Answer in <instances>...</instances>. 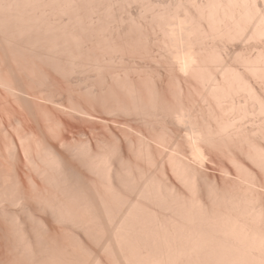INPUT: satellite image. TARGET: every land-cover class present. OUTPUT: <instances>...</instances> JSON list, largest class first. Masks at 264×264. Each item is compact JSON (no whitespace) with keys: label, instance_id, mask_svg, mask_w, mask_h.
<instances>
[{"label":"bare ground","instance_id":"6f19581e","mask_svg":"<svg viewBox=\"0 0 264 264\" xmlns=\"http://www.w3.org/2000/svg\"><path fill=\"white\" fill-rule=\"evenodd\" d=\"M100 1L101 6L104 7V11L99 5ZM109 1L110 0H0V89L3 90L2 92L6 93V95H11L13 97L12 99H14L12 100L13 102H11L15 105L17 104L19 106L18 110L21 109L22 111L19 112L12 106L11 113L9 111V116L11 115L8 118L9 122L7 121V123L4 124L6 130L11 128L15 131V129H17V126H20L21 128H19L21 129V131L20 134L17 133L19 136L18 142H20V146L9 138L11 142H9L10 145L7 144L9 145L8 149L6 147V149L8 150L6 166L1 163L0 160V264H105L106 262L103 263L102 260L97 258L101 255H97L93 260L91 259L94 252H90V244H96L98 245V247L100 246L101 253L103 252L106 254V256L108 255V257H111L113 261H111V263L114 264H264V185H262V179H259V173L264 174V0H200L201 3H198V0H179V5H176V1L174 2L175 8L177 7L175 11L173 9L174 5H172L171 3L172 1L169 0L171 6L169 4L168 5L169 7H172V9L166 6L168 9L166 11L160 9L158 11L159 14L155 13L157 12V10L155 12L153 11V14H157L155 15L156 18L154 17V15H152V13L150 14L151 17L153 16L152 18L154 20L151 18L154 21L153 23L150 21V18V20H146L147 17L144 18L143 16H141H145L147 13H141L139 17L140 20H142L143 17V20L145 19L146 21H150L149 24L151 29L154 28L151 27V23H155L156 26L153 25L155 26V29L160 28L159 31H163L164 34L162 33L160 35H163V43H166V47L164 45L165 49H168V53L171 57L172 55L173 58L176 56L180 62L179 64H175V61L178 62V60H176V57L175 60L172 58V63L174 61V68L177 65H181L182 60H180V58L183 57L182 55H184L185 58L183 57V63L181 65L182 67L179 66L182 68L180 69V71L183 70V68H186V66L188 67L190 65V68L188 67L187 69H191V72H187L191 73L205 85L204 88H202L205 91L202 99H205V103L210 102L211 105H209L208 107V103H206V110L208 109V113H206L208 114V118L206 116L207 114H203L205 112L202 113L200 111V113L203 114L200 115L206 117V120L203 119V123L200 126L198 125L201 129L197 127L198 129H200V131H197V128L193 131L194 127H196L197 125L191 124L188 121V124L190 123L191 125H193H188L190 128H193L191 130L193 132H197H195V135L198 134L197 136H195L193 132L191 134V131L189 129L190 134L195 136L192 137L191 135H189V137L191 136L192 140L193 138L197 140L193 141L194 143L201 142L205 144L204 146H206L207 144L206 147L213 146L212 148H210L211 152V149L216 150L217 147L218 149L220 148L221 151L225 150L227 156H224V153V157H221H223V159L229 157L227 158V160L230 159L228 163H230L231 161L232 164H230L233 165V169H235L236 167V176L238 175V172L240 174V177H238V180H241L240 184H245V187L243 186L244 189L242 188V186L241 189L239 185H237V182L236 184L234 183V180H236L234 176V180H232V182L230 181L233 186L235 184L234 187H231L230 185L229 188L225 187V189L223 186L224 184L222 186H219V184L217 185V177H214L215 179H213L215 182L210 181L212 182V184L209 182L211 184L210 186L208 183L205 184L204 181L203 184L201 181L203 180L201 174L203 172L204 176V171L207 170H203L204 167L202 165L205 164L204 162H208L209 158L208 156H204L205 151L201 152V147H199L196 152L198 157L195 153V158H197V160L194 161V163L197 162L195 163V165L197 166L198 164H201L200 166L203 169H200L199 171H203L200 173H198V171H196L195 169L193 170L192 168L194 167L191 168L190 164L193 161L188 160L187 162V160H185L187 156L185 155V159L181 155L183 158L181 157L180 159L182 160H177V158H175L176 160L174 161L171 160V157L169 160L167 159L168 163H171V165H168L171 166L170 168L172 170H169L171 171V173L173 172L174 175H172L174 177L176 176L175 178L178 177L177 179L182 182V185L185 186L186 191L187 188L189 189V197L186 196L183 192L182 193L185 196L180 193V189L178 190L177 187H175L174 184H172L171 181L167 179V176H165V182L167 183L162 180H156L152 178L144 179L145 177L142 178L143 175L140 176L138 175L139 173H135L138 170L133 172V169L132 171H125V176H121L122 174H120L121 171L118 167H120L125 162L126 155L124 156V153H126L127 150V146H125L122 141L116 142V144L118 143L117 146L115 145L116 147L112 146L113 148L111 147V149H109L107 152L103 151L102 153H97L90 144V146L88 147L80 146L81 148L70 146L68 136L83 132L84 125L87 123H91L92 119H102L101 123H108L107 126H109L110 122L104 117L96 115L97 110L99 109H94L92 111L85 107L80 108V106H78L79 104H76V101H74V103L73 100L71 101V99H68V93L70 92H68L67 90H64L66 94L62 95V93L64 92L62 88H55L54 90L56 91L48 89L46 83L44 82V80L46 79L44 76L46 75L48 79L51 73L49 71H45L48 70V68L46 69V66H48L49 69L52 68L53 71L55 70L56 73H60L61 75H64V73H73L76 67L80 70V68L83 69L85 66H87L86 62L80 59H82V57H85L86 51L94 49L93 47L95 44L94 42L92 43L93 38L91 36L94 35L95 40L97 35L93 34L94 31L100 33L99 31L103 29H99V27H102L101 24L105 23L106 21L103 22V19H101L99 16H105L107 14L106 12H108L109 14L110 10L106 11L105 8L109 5ZM112 1L118 3V1L120 0ZM102 2L109 3H106L105 5L107 6H105ZM130 2H132V0ZM134 2H136V0ZM121 3L123 2L121 1ZM121 3L119 4L121 5L119 8H121L123 5ZM182 3H186V5L188 4L187 6H191L189 5V3L194 4L195 11H193V9L192 11L195 13H189L187 15L188 20L186 19V26H188L187 30L190 32V37L192 35L194 36H192L193 38H191L194 42H196L194 44L204 46L200 48V51L195 50L198 53H194L195 55L197 54V58H195L194 56V60L191 59L193 57L190 58L191 55L193 56V54L190 53L192 52V50L190 51V48L192 49L191 45L189 49L186 48L189 46L185 47L187 52L188 50L190 51L189 54H183V51L180 50H183V47L185 45H183V47L181 46L182 43L185 44L184 42H182L179 47L180 51L177 49V46L175 48L176 39L173 36H176L177 34L175 33L181 30V34L183 36L179 34V40H177L180 41L181 37H185V33L183 34L182 29L187 28L183 24V22L179 21V24L176 23L173 19L176 18L174 16L177 15L176 11L179 9L178 11L180 13V11H182L180 10L182 8V5L185 6V4ZM97 4L98 8L95 9L94 7H97ZM112 5L114 7L119 6L114 2ZM153 5L155 6V4ZM156 5L159 4L157 3ZM110 6H108V9L113 7ZM187 6L182 9L186 10ZM146 7H148V5ZM194 7L192 6V8ZM113 9H111V12H113ZM92 10H97L98 13H94L97 11L92 12ZM190 10L191 7L190 9L186 10V13ZM89 11L96 15L100 14L99 11H101L102 15L100 14L98 16L101 19L100 26L98 25L100 22L96 24V27L94 26L95 23H97V21L100 19L97 17L98 20L94 22L93 20L96 17L94 18L95 15L91 14ZM87 13H89V16L90 14L93 16L94 19H90L93 22H90L88 18L87 20L89 21V24L91 23V25L92 23H94L93 26L95 29L90 27L88 21L85 19L86 16L89 17ZM118 13L120 12L118 11ZM121 15L123 14L121 13ZM177 16L179 17V14ZM182 18L179 19L182 20ZM65 19L67 21H65ZM111 20L113 21L112 18ZM115 20L113 21V23L115 22ZM131 20L133 21L132 18ZM138 21H133V23H130L135 24V27L133 26V28H135L136 30H133L135 33L138 32V26H140L141 24L139 23L141 21ZM173 21L175 22V26H173ZM176 21L178 22V19ZM135 22L139 23L138 26H136L137 24ZM176 24H178L179 27ZM181 24L183 25V28L180 27ZM119 26L121 27V30H123L122 28L124 27H122L121 25ZM131 28L132 25H130V29ZM172 28H174V30ZM175 28L177 31L175 30ZM97 29H99V31ZM116 29L120 30V28ZM116 29L114 28L115 31ZM155 29H153L151 32H153ZM124 31L126 32V30H123L121 33L117 32L118 34L116 33V35H119L120 37V35L122 36ZM155 31L157 32L158 30L156 29ZM156 32L155 35L158 34V32ZM126 33L129 34L128 31ZM126 33H124L123 36ZM129 35L130 37H132L131 33ZM130 37L127 38L128 42L129 40H131ZM172 39H175L174 43H171ZM242 39L261 42L260 49L254 57L248 55L244 57L241 56L240 59H242L241 63H243L242 66H244V72L233 69L229 64L227 65L226 59H228V56H225L226 59L223 60V55L225 54V52L223 54V51L221 50H226L224 45V49L222 46L216 48H208V43L211 41L220 42V44H228V42L229 44L230 42L231 44H233L234 42L236 43L237 40ZM184 40L186 39L184 38L183 41ZM14 41L15 43H12ZM124 41L127 42L126 40ZM149 41L151 42V40ZM187 41L188 42H186V45L192 44L191 41V43H189V38L187 39ZM91 43L93 45H91ZM247 44L249 45V43ZM254 44L256 43L254 42L253 45ZM122 46H119L116 43L103 47L104 49L106 48V51H120V53H122ZM225 46L227 45L225 44ZM255 46L257 47L258 45ZM11 47L12 49H10ZM174 49H177V51L180 53L182 52V55L178 52L175 53L176 51ZM173 50L176 54L175 56L174 54L170 53V51L173 53ZM249 50L251 52V49ZM123 51L125 50L123 49ZM177 54L181 57L179 58ZM187 55H189L188 58H190L191 60L186 59ZM88 56L89 55H87V57ZM31 57H33V60L31 59ZM34 59H36V63ZM185 59L188 61H185ZM64 62L65 64H63ZM66 63H68V66L66 65ZM223 63L226 65L221 66ZM62 65L65 67V69L64 67H62ZM216 65H218V67L213 69ZM43 66L45 70L43 69ZM98 66L99 65H97L96 67ZM36 68H39V70L41 71L40 73L38 69L36 70L38 74L40 73V80H38L40 81V86L37 84V87L39 88H37L36 86L35 88H33V83L35 84L36 82L33 81V78L36 79L35 76H39L38 74H35ZM109 68L110 67H108V69ZM176 68L174 70L177 71ZM218 68H222V70H219ZM76 70L78 71V69ZM183 71H181V74L184 73L183 75L187 77V74L189 73L185 75L186 70ZM94 72L96 71L94 70ZM93 74L94 73H92V75ZM97 75H99V71ZM54 76L51 74V77ZM94 79L95 78L93 77V80ZM113 84L109 85V87H114ZM102 85L104 84L102 83ZM131 86L132 88H129V86H127L128 88H126V86H120L119 88L118 86L119 89H124V91H126V94L128 92L131 93V97L134 96V102H132L133 108L127 106V104L125 102L123 103V101H119L120 103L117 101L119 103V106H114H116V108L118 107L117 109H119L120 112H137L139 116L146 119L147 115L149 118H154L155 116L158 117V114H160L158 112L165 111V109L163 110L158 106V104L161 103H157L156 105V101L154 99H147L145 100L146 102L142 101V96L140 95L139 91L134 89L133 85ZM113 87L111 89H113ZM36 88L39 90H36ZM88 88L89 87H87V89ZM98 89L99 90L97 91L92 90L90 92L92 95L90 97L97 98L98 101L96 102H101V104L104 103L103 105H105L106 103L104 100H107V98L110 101L112 100V97L110 96V99V97L108 96L111 95L114 90L112 91L108 87L107 89L104 88L105 92L108 90L106 95L105 93H103L104 89ZM109 90H111L112 92H110ZM88 91L89 90H87V93H89ZM154 91H157L156 88ZM148 92L150 91L148 90ZM152 92L153 91H151V93ZM243 93H246V96L242 95ZM71 94L73 95V93ZM71 94L70 96H72ZM104 94L106 95L104 96L106 99L103 98V100L102 97ZM155 94L156 92H154V96H156ZM241 95L243 96L241 97L243 98V101L245 97V104L243 103V106L239 103V99L240 101L242 99L238 98V96ZM62 96H64L63 98L66 97L65 100L67 99V102L68 100L70 102H73L70 103L71 106L66 105L67 103L64 102ZM128 96L129 95H127V97ZM98 97H100L101 99H98ZM131 97L130 99L132 100L133 98ZM149 97L153 98L152 96ZM157 97H159L160 99V96ZM236 97L238 98V107L236 106ZM112 102H114V100ZM48 104H51V107H53L54 109H51ZM248 107H250L251 111ZM94 108H97V106H95ZM131 108L133 109V112ZM52 110H56V112L58 113H55L57 118L55 119L57 121L53 125H51L52 123L50 122L51 124L49 125L48 123H45V121L41 120L40 117L45 116V113L48 114V112H54ZM236 111L238 112L235 115ZM109 112H111L110 109ZM180 112L182 113V115H184V117L181 115V113L178 114L177 112L176 114L175 112H171L170 110L167 117L172 119V122L177 124V121H179L178 124H181V118L179 117L182 116V119H184L185 117L189 118L190 116H185V113L189 111L185 112L184 114L182 110ZM191 112H193V110ZM118 113L119 112H117V114ZM142 115H144L145 117ZM149 115L152 116L150 117ZM175 115H179V117H175ZM113 116L114 115H112V118ZM195 116L197 117L198 115ZM78 117H80L81 119ZM173 117L176 118L175 121ZM250 117L252 119L254 118L253 122H255V119H257V123H252V119ZM196 120L198 119H195V121ZM247 120L251 121L248 122ZM185 121L183 120L182 124ZM149 122L153 123L148 119L147 123L149 124ZM246 122L249 126L252 124L253 125L250 128L246 127L248 126ZM122 124H120L119 126H122ZM153 124L155 125V123ZM164 124L166 125L167 123ZM115 125L117 126L118 123ZM152 125L149 124L150 127ZM185 126L186 125H184L183 128H185ZM152 128H154V126ZM187 129L188 128H186V131ZM129 130L131 129L129 128ZM18 131L19 129H17V132ZM189 132L183 134H189ZM199 132H201L200 135ZM48 133L52 134V138L48 135ZM173 133L177 134L178 131ZM176 134H172V136L175 138L174 135ZM163 135L161 136V138L159 136V138L161 139L159 140L161 141V146L160 144L157 146L162 147L165 150L167 147L169 148V146L167 145L171 143L172 140L170 142L169 140L173 138L169 137V140H166L168 134ZM124 137L123 139L125 140ZM157 137H152V139L154 138L153 140L157 141L159 139ZM162 137H165L164 140ZM188 138H185L187 144L189 142H192ZM187 139L189 141H187ZM165 140L168 141V144ZM148 141L150 140H147V142ZM174 141L175 140H173V142ZM147 142L146 146H149V143L151 141L149 143ZM141 144H143V142ZM154 144L156 145L157 143ZM2 145H4V143H2ZM33 145H35V147ZM173 145L175 144L173 143ZM191 145L192 144H188L187 147H190ZM199 145L201 146V144ZM175 147L173 146V148ZM209 147L207 148V150L209 149ZM218 149L217 152L219 151V155H222L223 151L220 152V150ZM140 151L141 149L138 150V152ZM237 152L240 154L239 157L235 154ZM199 154L202 156H200ZM207 154L209 155V153ZM149 155L150 152L148 149L146 156L150 157ZM177 155L178 154H176V156ZM1 156L2 154H0V159ZM170 156L172 155L170 154ZM204 158H207V160ZM193 159L194 158H191V160ZM198 161H200L201 163ZM146 162H148L147 158ZM212 165L213 162L211 166ZM134 166H136V163ZM82 167H85L92 176H95L96 178L98 177L100 179L102 183L97 182V186H99L100 183L102 185H100L102 188L95 187V181L91 179V176L89 180L92 183H89L91 184L89 186H92V189L86 188L88 190H85V187H83L82 185V181L86 179V175L84 172H82ZM221 169L222 173L225 172L223 176H225L226 174L231 175V173L228 172L229 170L227 171L225 167V171L223 170V167ZM33 172L37 175V177L41 179V181L32 176ZM147 174L149 173L147 172ZM151 174L153 173L151 172ZM160 174H162V172ZM262 174L261 176H263ZM227 175L225 178L227 179L228 177V180H231L232 177L231 179H229V175ZM201 177L202 179H200ZM262 178H264V176ZM207 180L209 181L210 179ZM226 182L228 181L226 180ZM42 183L46 184V186ZM119 183L123 185L122 188H124L125 190L129 189L130 193L132 192L134 196L136 195L137 199L133 196V200H128L124 195L125 193H123V191L125 190L118 186ZM202 184L203 188L208 185L207 189L206 187L204 188L205 191H203L202 189ZM89 190L91 191V193L88 192ZM133 192H135V194ZM204 192L207 193L204 194ZM186 193H188V191ZM75 230L80 231L81 236L79 234H75ZM67 231L69 233L72 231L73 233L67 234ZM64 233L66 236L64 235ZM67 235H73V240L71 241L69 246L67 243L69 242L68 240L71 236L67 237ZM64 242H66V245ZM65 246H67V248Z\"/></svg>","mask_w":264,"mask_h":264},{"label":"rangeland","instance_id":"374dc122","mask_svg":"<svg viewBox=\"0 0 264 264\" xmlns=\"http://www.w3.org/2000/svg\"><path fill=\"white\" fill-rule=\"evenodd\" d=\"M106 1V0H105ZM112 0H110L109 2H102V3H104V5L106 4V3H109V5L108 6H113L112 4H113V2L115 3V4H117V5H119L120 3H121V1L123 2V3H121V4H123L122 5V7H124L125 5V7L124 8H119L121 5H119V6H117V7H114V9H113V7L112 8H110V9H108V6L107 5H105V6H107V7H105L106 8V11H109L110 10V12H109V14H108V12H106L107 14V16L105 15V14H103V15H105V16H103V17H105V18H103L102 16H99L100 14H101V11H99V13L100 14H93V13H91V11H89L91 14H93V15H95L94 16V18H93V16L90 14V16H89V13H87L88 14V16L89 17H87L86 15V20H87V18H88V20L91 22L93 19V21L95 22V21H97L98 19H97V17L99 16L101 19H103L102 21L103 22H105V23H103V24H101V19L100 20H98L97 21V23H95V27L97 26L96 24H98L99 22V26H100V24L102 25V27H99V29H101V28H103V29H101L100 31H99V29H97L100 33H98L97 31H94V33L93 34H95V35H97V37H96V39L94 40V38H95V36L94 35H92L91 37L93 38V40H92V43L94 42V49L91 51H86L85 52V57H82V59H80V60H83V61H85L86 62V64H87V66H85L83 69H81L80 68V70H79V68H75V71L74 72H76L77 70L76 69H78V71L76 72V73H68V74H65L64 73V75H61L60 73H56L55 72V70L53 71V69L51 68V69H49V67L48 66H46V69L48 68V70H45L44 69V66H43V69L45 70V71H49L53 76H54V73H55V76L54 77H51V74H50V80H49V78L47 79V77H46V75L44 76L46 79L44 80V82L46 83V85H47V88L48 89H50V90H52V91H56V90H54L55 88L56 89H60V88H62L63 89V91L64 90H67L68 92H70V93H68V99H71V101L73 100V102L74 101H76V104L78 105V106H80V108H82V107H85V108H88V109H90V110H94V109H99V110H97V113H96V115H98V116H102V117H104L106 120H108L110 123H109V126H107L108 125V123L106 124V123H101V121H102V119H98V120H93L92 119V121H91V123H87V124H85L84 125V127H83V132H81V133H75V135H69L68 137H69V142H70V146H72V147H77V148H81V147H88V146H90L91 145V147H93V149L97 152V153H102L103 151L104 152H107L109 149H111V147L113 146V147H116L117 145H118V143L116 144V142H119V141H122L123 143H124V145L125 146H127V150H126V153H124V156L126 155V158H125V162L120 166V167H118V168H120V171H121V173L120 174H122L121 176H125L124 175V173H125V171H128V170H130V171H132V169H133V172H135V171H137V172H135L136 174H138V175H143L142 176V178H144V179H147V178H152V179H156V180H162V181H166V177L165 176H167V179L169 180V181H171V183L172 184H174V186L175 187H177V189L180 191V193H184L186 196H190L189 194V189L187 188V191H188V193H186L187 191H186V188H185V186L184 185H182V182H180V180H178L177 178H175L173 175V172L171 173V171L169 170V169H171L170 167V165H171V163H168V160L170 159V157H171V160H176L175 158H177V160L178 159H180L182 156L184 157V159H185V156H187V158L185 159V160H187V162H188V160H190V161H193V162H191V164H190V166H191V168L192 167H194V168H192L193 170L195 169L196 171H198V173H200V172H202L203 170H207V171H204V176H203V172H202V177H203V180H201L202 181V183L204 184V182H205V184H209V186L212 184V182L214 181L213 179H215L216 177H217V185L219 184V186H222L223 184V186H224V188L226 187H230V185H231V187H234L235 186V184H236V182H237V185H239V187L241 188V186H242V188L244 189V187H245V184H243V183H241L240 184V181L241 180H238V177H240L239 175V172H238V175L236 176V174H237V170H235L236 169V167H235V169H233L234 167H232L233 165H231L232 163H231V161H230V163H228V161L230 160V159H228L227 160V158H229V157H227V158H224V159H226V160H224L223 159V157L224 156H227V153H225L226 151L224 150H222L221 151V149L219 148L218 149V147H217V149L218 150H220V152H222L223 154L222 155H219V151L217 152V149L216 150H213V149H211L212 150V152L210 151V148H212L213 146H208L209 147V149L207 150V148L208 147H206L207 146V144H206V146H204L205 144H203V143H201V142H193V141H197L196 139H194L193 138V140H192V137H195V136H197L198 134H196L195 135V132H193L197 127H199L202 123H203V121L204 120H206L205 118V116H201V115H206L207 113H208V109L206 110V108H207V105H206V103H208V107H209V105H210V102H206L205 103V99H202L203 98V95L205 94V91H204V89H202V88H204V84L200 81V80H198L196 77H194L191 73H189V72H187V71H190L191 72V69L190 70H188L187 68L189 67L190 68V65L187 67L186 66V68H183V70H186V73H185V75L187 74V73H189V74H187V77L186 76H184L183 74H181V71H183V70H181L180 71V69H182L181 67V65H182V63H183V57H184V55H182L180 52H178L177 51V49L179 50V47H180V45H181V43L182 42H184L185 44H183L182 43V46L181 47H183V45H185L184 47H183V50L182 49H180L181 51H183V54H189V52L192 50V52H190V53H192L193 54V56L191 55L190 56V58L191 57H193V58H191L192 60H194V56H195V58H197V54L195 55L194 53L196 52L195 50H199L200 51V48L201 47H204V46H201V45H196V44H194V43H196V42H194L193 41V39H191V38H193L192 36L190 37V32L187 30L188 29V26H186V22H187V15L189 14V13H191V14H194L195 12H193V11H195V7H194V4H190L189 3V5H191V6H187L186 5V3H188V2H186V3H182V4H185V6L184 5H182V8H185L186 6H187V8L188 9H190V7H191V10L189 11V12H187L186 13V10H188L187 8H186V10L184 9H180V10H182V11H180V13H179V9L176 11V14L178 15L179 14V17L177 16V15H174L176 18H173L174 19V21L176 22V23H179L180 24V22L179 21H181V22H183V24L187 27L186 29L184 28V29H182L183 27V25L181 24V26L180 27H182L181 29L183 30V34L185 33V37H181V36H183L181 33V30L180 31H178V32H176L177 30H176V28H175V30L176 31H174V32H176L175 34H177L176 36L174 35H172L175 39H176V41H175V39L172 41L171 40V43H174V41H175V43H176V45H175V48H176V46L178 47L175 51V53H179V54H181L183 57H181V56H179L178 54V57L180 58V60H182L181 62V65H177L175 68L177 69V71L176 70H174L175 68H174V61H173V63H172V60L174 59L175 60V53H174V50H173V53L170 51V53L171 54H174V58H173V55H172V57L170 56V54L168 53L169 51H168V49L166 50L165 49V47H166V43L164 44L163 42V40H164V38H163V35H160V34H162L163 33V31H159V29L160 28H156L158 31V34L157 35H155V23L154 24H152L154 21V19L151 17V13L154 11H156L157 10V12H155V13H158L159 14V10L160 9H162V10H167L168 8L167 7H169V5L171 6V3H172V5H174V2L176 1L177 3H176V5H179L178 4V2H179V0H170V1H172L171 3L169 2V0H147V2H146V0H136V2H134L133 0H132V2H130L131 0H120V1H118V3L117 2H115V1H112ZM159 1V2H158ZM130 2V3H129ZM138 2V3H137ZM112 3V4H111ZM142 3V4H141ZM150 3V4H149ZM161 4L160 6L159 5H156V4ZM197 3V2H196ZM198 3H201V1L200 0H198ZM131 4V5H130ZM153 4H155V6L152 5ZM169 4V5H168ZM99 5L101 6V1H100V3H99ZM103 5V4H102ZM127 5H128V7H127ZM133 5V6H132ZM148 5V7H146ZM260 5V4H259ZM99 6V7H100ZM110 6V7H111ZM151 6V7H150ZM159 8H158V7ZM165 6V7H164ZM167 6V7H166ZM192 6L194 7V8H192ZM102 7V6H101ZM131 9H130V8ZM162 7V8H161ZM95 9H97L98 8V4H97V7L95 6L94 7ZM93 8V9H94ZM117 8H118V10H117ZM134 8H135V10H134ZM146 8V9H145ZM156 8V9H155ZM166 8V9H165ZM169 8H171L172 9V7H169ZM177 8V7H176ZM175 5H174V7H173V9H174V11H175ZM99 9H101V8H99ZM98 9V10H99ZM108 9V10H107ZM111 9H113L112 11L113 12H111ZM138 9H140V10H138ZM192 9H193V11H192ZM102 10L104 11V7H102ZM123 10V11H122ZM127 10V11H126ZM145 10V11H144ZM150 10V11H149ZM161 10V11H162ZM94 11H97V10H94ZM93 10H92V12H94ZM102 11V12H103ZM118 11L120 12V13H118ZM122 11V12H121ZM130 11V12H129ZM142 11V12H141ZM148 11V12H147ZM116 12V13H115ZM124 12V13H123ZM140 12V13H139ZM153 12V13H154ZM178 12V13H177ZM186 14H185V13ZM193 12V13H192ZM94 13H98V11L97 12H94ZM104 13V12H103ZM121 13L123 14V15H121ZM126 13V14H125ZM127 13H129V14H127ZM141 13H147L145 16L144 15H141ZM152 13V15H154V17H155V15H157V14H153ZM183 13V14H182ZM113 16V17H116V18H113L111 15ZM119 14V15H118ZM135 14H136V16H135ZM102 15V14H101ZM111 16V17H109V16ZM116 15V16H115ZM121 15V16H120ZM125 15H126V17H125ZM129 17H128V16ZM140 15L141 16H143L144 18L145 17H147V19L146 20H148L149 18L151 19H149L152 23H151V27H154V28H150V24H149V22L150 21H146L145 19V21L143 20V17H142V20H140ZM149 15H150V17H149ZM181 15V16H180ZM184 15V16H183ZM185 15H186V18H185ZM131 16V17H130ZM133 16V17H132ZM135 16V17H134ZM91 17V18H90ZM120 17V18H119ZM184 19H183V18ZM111 18L113 19V21L115 20V22L113 23V21L111 20ZM117 18H118V22H117ZM123 18V19H122ZM128 18H129V20H128ZM131 18L133 19V21H141V22H139V23H141L140 24V26H138V24L139 23H136L137 25L136 26H138V32H139V34H138V32H134V31H136L135 30V28H133V26L135 25V24H130V23H133V21L131 20ZM156 18V17H155ZM179 18H182V20H180ZM90 19H92V20H90ZM178 19V22L176 21ZM187 19V20H186ZM87 20V21H88ZM121 20H122V22H121ZM186 20V21H185ZM65 21H67L66 19H65ZM85 21V20H84ZM89 21H88V24H89ZM92 21V22H93ZM109 21V22H108ZM132 21V22H131ZM173 21V26H175V22ZM86 22V21H85ZM87 23V22H86ZM113 23V24H112ZM121 23V24H120ZM93 24L94 23H92V25H91V23L89 24V26L90 27H92V28H94V26H93ZM114 24H115V27H114ZM125 24V25H124ZM106 25H108V26H106ZM119 25H121L122 27H124V28H126V29H124V28H122L123 30H126V32L128 31L129 32V34L131 33V36L132 37H130V35L129 34H127L125 31H124V33H126L125 35L127 36V38L128 37H130V39L131 40H129V42H128V39L126 38V36L124 35L123 36V34H122V36L120 35V37H119V35H116V33L117 32H122L123 30H121V27L119 26ZM127 25V26H126ZM130 25H132V31H131V29H130ZM148 25V26H147ZM153 25H155V26H153ZM178 27H179V25L178 24H176ZM104 26V27H103ZM112 26V27H111ZM126 26V27H125ZM129 26V27H128ZM145 26V27H144ZM172 26V27H173ZM184 26V27H185ZM111 27V28H110ZM135 27V26H134ZM148 27V28H147ZM109 28V29H108ZM114 28L116 29V28H120V30L119 29H116V31L114 30ZM137 28V27H136ZM95 29V28H94ZM111 29V30H110ZM127 29H129V30H127ZM150 29H151V31L153 30V29H155L153 32H151L150 31ZM173 30H174V28H172ZM113 30V31H112ZM117 30H119V31H117ZM134 30V31H133ZM179 30V29H178ZM115 31V32H114ZM149 31V32H148ZM184 31H186V32H184ZM134 34H133V33ZM156 32V33H157ZM161 32V33H160ZM180 32V33H179ZM97 33V34H96ZM109 33H110V35H109ZM115 33V34H114ZM119 33V34H120ZM100 36H99V35ZM114 34V35H113ZM118 34V33H117ZM164 34V33H163ZM179 34L181 35L180 37L182 38H180V41H177V40H179ZM106 35H107V38H106ZM111 35H112V37H111ZM94 36V37H93ZM109 36V37H108ZM137 36V37H136ZM139 36V37H138ZM144 36V37H143ZM147 36V37H146ZM154 36V37H153ZM188 36V37H187ZM91 37H90V39H91ZM106 38V39H105ZM109 38V39H108ZM145 38H146V40H145ZM172 38V37H171ZM178 38V39H177ZM186 39V40H184L183 41V39ZM189 38V43H191L192 42V44H189V43H187V44H189V45H186V42H188L187 41V39ZM89 39V40H90ZM105 40V42H104V40ZM108 39V40H107ZM115 39V40H114ZM118 39V40H117ZM121 39V40H120ZM163 39V40H162ZM112 40V41H111ZM124 40H126L127 42H125ZM149 40H151V42L149 41ZM182 40V41H181ZM248 39H242V40H237L236 41V43L234 42H232L233 44H231V42H230V44H229V42H228V44L227 43H225L227 46H225V44L223 43V44H220V42H209L208 44H209V47L208 48H216V47H223V45H224V47H225V49L226 50H221V51H223L222 53L224 54V52H225V54L223 55V60L224 59H226L225 58V56L227 57L228 56V59H226V64L228 65H230V67H232L233 69H237V70H239V71H241V72H244V66H242L243 65V63H241V61H242V59H240L241 58V56L242 57H244V56H255L257 53H258V51H259V49H260V46H261V42L260 41H250V40H248ZM114 41V42H113ZM156 41V42H155ZM162 41V42H161ZM191 41V42H190ZM242 41V42H241ZM247 41V42H246ZM90 42V41H89ZM113 42V43H112ZM122 42V43H121ZM243 42H244V44H243ZM256 43V44H254L253 45V43ZM12 43H15V41L14 42H12ZM91 43V45H93ZM109 43V44H108ZM116 44L117 43V45H123L122 47H123V49L125 50V51H123V49L121 48V47H119V48H121V51H122V53H120V51L117 53V52H113V51H106V48L104 49V47H106V46H109V45H112V44ZM149 43V44H148ZM153 43V44H152ZM159 43V44H158ZM180 43V44H179ZM240 43V44H239ZM247 43H249V45L247 44ZM90 44V43H89ZM102 44V45H101ZM106 44H108V45H106ZM179 44V45H178ZM212 44V45H211ZM216 44H219V45H216ZM238 44V45H237ZM90 45V46H91ZM147 45V46H146ZM163 45V46H162ZM164 45H165V47H164ZM190 45H191V47H192V49L190 48ZM193 45H194V47H193ZM243 45V46H242ZM255 45H258L257 47L255 46ZM13 46V45H12ZM98 46V47H97ZM104 46V47H103ZM146 46V47H145ZM186 46H189V47H186ZM102 47H103V50H104V52H103V50H102ZM173 47H174V44H173ZM187 49H189L190 48V51L188 50V52H187V50H186V48ZM199 47V48H198ZM224 47H223V49H224ZM243 47H245V48H243ZM92 48V47H91ZM96 48V49H95ZM99 48V49H98ZM131 48V49H130ZM134 48V49H133ZM143 48V49H142ZM157 48V49H156ZM163 48V49H162ZM184 48H185V51H184ZM229 48V49H228ZM231 48V49H230ZM234 48V49H233ZM243 48V49H242ZM253 48V49H252ZM10 49H12V47L10 48ZM129 49V50H128ZM145 49V50H144ZM221 49V48H220ZM240 49V50H239ZM247 49V50H246ZM249 49H251V52H250V50ZM254 49H256V50H254ZM13 50H15V49H13ZM120 50V49H119ZM179 50V51H180ZM194 50V51H193ZM228 50V51H227ZM253 50V51H252ZM220 51V52H221ZM233 53H232V52ZM89 52V53H88ZM113 52V53H112ZM230 52V53H229ZM105 53V54H104ZM156 53V54H155ZM196 53H198V52H196ZM227 53V54H226ZM235 53V54H234ZM237 53H238V57H237ZM91 54H92V56H91ZM104 54V55H103ZM112 54V55H111ZM169 54V55H168ZM232 54V55H231ZM241 54V55H240ZM87 55H89L88 57H87ZM96 55V56H95ZM102 55H103V57H102ZM148 55V56H147ZM156 55H158V56H160V57H158V56H156ZM229 55H231V56H229ZM235 55V56H234ZM99 56V57H98ZM104 56H106V57H104ZM109 56V57H108ZM112 56H113V58H112ZM118 56H119V60H118ZM140 56V57H139ZM87 57V58H86ZM115 57V58H114ZM142 57H143V59H142ZM164 59H162V58ZM168 57V58H167ZM189 57V55H187V57H186V59H190V58H188ZM234 57V58H233ZM236 57V58H235ZM33 57H31V59H32ZM84 58H85V60H84ZM93 58V59H92ZM109 58V59H108ZM110 58H112V59H110ZM167 58V59H166ZM173 58V59H172ZM177 58V57H176ZM185 58V57H184ZM99 59V60H98ZM105 59H106V61H105ZM117 59V60H116ZM125 59V60H124ZM151 59V60H150ZM185 59V61H188V60H186ZM190 59V60H191ZM230 59H231V61H230ZM233 59V60H232ZM237 59V60H236ZM239 59H240V61H239ZM33 60V59H32ZM31 60V61H32ZM36 59H34V61H35ZM94 60H95V62H94ZM102 60V61H101ZM112 60V61H111ZM113 60H114V62H113ZM123 60V61H122ZM170 60V61H169ZM176 60H178V62H176L175 61V64L177 63V64H179L180 62H179V59L177 58ZM64 61H66V60H64ZM91 61V62H90ZM100 61V62H99ZM113 62V63H112ZM127 62V63H126ZM135 62V63H134ZM142 62V63H141ZM158 62V63H157ZM190 62V61H189ZM225 62V61H224ZM231 62V63H230ZM236 62V63H235ZM35 63H36V61H35ZM63 64H65V62L63 63ZM68 63H66V65H67ZM89 64H90V66H89ZM104 64V65H103ZM113 64V65H112ZM115 64V65H114ZM146 64V65H145ZM167 64V65H166ZM226 64H222L221 66H223V65H226ZM233 64V65H232ZM97 65H99L98 67H96ZM101 65V66H100ZM211 65V64H210ZM209 65V66H210ZM239 65V66H238ZM68 66V65H67ZM66 66V67H67ZM93 66V67H92ZM121 66V67H120ZM179 66H181V67H179ZM62 67H64L63 65H62ZM92 67V68H91ZM108 67H110L109 69H108ZM161 67V68H160ZM212 67V66H211ZM210 67V68H211ZM216 67H218V65H216V66H214V68L213 69H215ZM225 67V66H224ZM227 67V66H226ZM242 67V68H241ZM88 68H89V70H88ZM124 68V69H123ZM178 68H179V71H180V73H179V71H178ZM39 70V68H36L35 69V74H38V72L36 71V70ZM64 69H65V67H64ZM67 69V68H66ZM85 69V70H84ZM96 71V72H94V70ZM98 69V70H97ZM139 69H141V70H139ZM219 69V68H218ZM93 70V71H92ZM101 70V71H100ZM127 70V71H126ZM130 70V71H129ZM143 70V71H142ZM219 70H222V68H220ZM40 71V70H39ZM82 72V73H80V72ZM83 71H85V72H83ZM98 71H99V75H97V73H98ZM114 71H116V72H114ZM120 71V72H119ZM140 71V72H139ZM157 71V72H156ZM37 72V73H36ZM79 72V73H78ZM88 73V75H87V73ZM101 72V73H100ZM107 72H108V74H107ZM138 72V73H137ZM184 72V71H183ZM40 73H41V71H40ZM39 73V74H40ZM92 73H94L93 75H92ZM106 73V74H105ZM118 73V74H117ZM123 73V74H122ZM34 74V75H35ZM38 74V75H39ZM60 74V75H59ZM62 74H63V71H62ZM79 74V75H78ZM102 74V75H101ZM112 74V75H111ZM218 74H220V73H218ZM57 75V76H56ZM68 75V76H67ZM73 75H74V77H73ZM76 75V76H75ZM84 77H83V76ZM85 75H86V77H85ZM90 75V76H89ZM92 75V76H91ZM116 75V76H115ZM127 75V76H126ZM189 75H191V76H189ZM72 76V77H71ZM80 76V77H79ZM115 76V77H114ZM124 76V77H123ZM129 76V77H128ZM146 76V77H145ZM154 76V77H153ZM36 77V79H34L33 78V81L35 82V84L33 83V88H35V86L37 87L40 83V81H38V80H40V75L39 76H35ZM65 77V78H64ZM89 79H88V78ZM93 77L95 78L94 80H93ZM114 77V78H113ZM186 77V78H185ZM39 78V79H38ZM52 78V79H51ZM79 80H78V79ZM82 78H83V80H82ZM85 78H87V79H85ZM97 78V79H96ZM122 78V79H121ZM125 78H127V79H125ZM141 78V79H140ZM193 78V79H192ZM67 80V81H65V80ZM102 79V80H101ZM108 79V80H107ZM111 79V80H110ZM117 81H116V80ZM129 79V80H128ZM132 79V80H131ZM176 79V80H175ZM58 80V81H57ZM75 80V81H74ZM108 82H107V81ZM161 80V81H160ZM47 81V82H46ZM68 81H70V82H68ZM79 81V82H78ZM82 81V82H81ZM89 81H91V82H89ZM98 81V82H97ZM109 81H111V82H109ZM129 81V82H128ZM197 81V82H196ZM38 82V83H37ZM75 82H77V83H75ZM92 82H94V83H92ZM147 82H149V83H147ZM154 82V83H153ZM161 82V83H160ZM47 83H49V84H47ZM92 85H91V84ZM102 83L104 84V85H102ZM108 83V84H107ZM114 83V84H113ZM116 83V84H115ZM38 84V85H37ZM81 84V85H80ZM90 84V85H89ZM97 86H96V85ZM111 84H113L114 85V87L113 86H111V88L113 87V89H111L110 87H109V85H111ZM128 84V85H127ZM51 85H52V87H51ZM79 85V86H78ZM87 85H89V86H87ZM108 85V86H107ZM131 85H133L134 87V89H136V90H138L139 91V93H140V95L142 96V101H144V102H146L145 100H147V99H154L155 101H156V105H157V103H161V104H158V106L159 107H161L163 110L165 109V111H162V112H158V113H160V114H158V117H154V118H152L151 116L152 115H149L151 118H149L148 117V115L146 116V119L148 118L149 119V121L151 120V122H153V123H155V125L153 124V123H150L149 122V124L150 125H152L151 127L149 126V124L147 123L148 122V119H147V121H146V119H144L143 117H141V116H139V114L137 113V112H133V103L132 102H134L133 100H134V96H132L131 97V93H128L127 92V94H126V91H124V89L122 90V88L121 89H119L120 88V86H126V88H128L127 86H129V88H132V86ZM171 85V86H170ZM181 87H180V86ZM40 86V85H39ZM109 88V89H111L112 91H113V93L111 94V93H109V94H111V95H109L108 97H112V100L110 101V100H108V98H107V100H104V99H106L104 96H106L107 94V91L105 92V89H107V87ZM118 86H119V88H118ZM186 86V87H185ZM257 86V85H256ZM51 87V88H50ZM54 87V88H53ZM67 89H66V88ZM72 87V88H71ZM85 87V88H84ZM87 87H89L88 89H87ZM105 89H104V88ZM117 87V88H116ZM174 87V88H173ZM37 88H39V87H37ZM36 88V90H39V89H37ZM53 88V89H52ZM83 88V89H82ZM98 88H100L101 90L102 89H104L103 91V93H105L104 95H103V97H102V99L105 101V105H103V104H101V102H96V101H98L97 100V98L96 97H90V96H92L91 95V91L93 90H95V91H97V90H99ZM152 90H151V89ZM155 88H156V90L157 91H154L155 90ZM80 91H79V90ZM85 89V90H84ZM119 89V90H118ZM154 89V90H153ZM187 89V90H186ZM35 90V89H34ZM83 90V91H82ZM87 90H89L88 92L89 93H87ZM111 90H109L110 92H112ZM148 90L150 91V92H148ZM178 90V91H177ZM182 91V93H181V91ZM194 90V91H193ZM3 90H1L0 89V149H1V153L0 154H2V156H1V163H3L5 166H6V161H7V156H8V146L10 145L9 144V142H11V140L10 139H12V141L13 142H15V143H17V145H19L20 146V142H18L19 140V136H18V134H20V131H21V127L19 128L18 126H17V129H19V131L17 132V129H15V131L13 130V129H11V128H7L8 130H6L5 129V123H7V121H8V118L11 116H9V114L11 113V107L13 106L17 111H19V112H22L21 111V109H19L18 110V105H17V107H16V105L14 104V103H12L13 101L12 100H14V99H12L13 97L11 96V95H9V94H7L6 95V93H4V92H2ZM62 91V92H63ZM66 91V92H67ZM119 91V92H118ZM151 91H153L152 93H151ZM188 91V92H187ZM115 92H117V93H115ZM122 92V93H121ZM154 92H156V96H154ZM159 92V93H158ZM180 92V93H179ZM187 92V93H186ZM71 93H73V95L71 94ZM76 93V94H75ZM80 93V94H79ZM84 93V94H83ZM102 93V94H103ZM142 93V94H141ZM147 93V94H146ZM158 93V94H157ZM168 93V94H167ZM59 94H61V93H59ZM63 94H66L65 93V91L62 93V95ZM70 94L72 95V96H70ZM79 94V95H78ZM83 94V95H82ZM88 94H90V95H88ZM101 94V95H102ZM125 96H124V95ZM148 94H151V95H148ZM172 94V95H171ZM181 94V95H180ZM189 94V95H188ZM200 94H201V96H200ZM246 94V93H245ZM244 93L242 94V95H244V96H246ZM9 95V96H8ZM127 95H129L128 97H127ZM238 96V98H241V97H243V96ZM65 96V95H64ZM64 96H62V99L64 100V102H66L65 104L66 105H68V106H71V104L70 103H73V102H70L69 100H68V102L65 100V98H63ZM67 96V95H66ZM119 96V97H118ZM149 96H152L153 98H151V97H149ZM157 96H160V99H159V97H157ZM2 97V98H1ZM71 97V98H70ZM76 97V98H75ZM77 97H79V98H77ZM89 97H90V99H89ZM111 97H110V99H111ZM118 97V98H117ZM130 97L131 98H133L132 100L130 99ZM148 97V98H147ZM163 97V98H162ZM84 98V99H83ZM88 98V99H87ZM91 98H92V101H91ZM117 98V99H116ZM158 98V99H157ZM173 98V99H172ZM237 98V97H236ZM238 98L237 99H235V101L237 102L236 103V106L238 107L239 105H237L238 104ZM80 99V100H79ZM98 99H101L100 97H98ZM123 99V100H122ZM127 99V100H126ZM157 99V100H156ZM163 99V100H162ZM182 99V100H181ZM188 99V100H187ZM242 100L240 101V99H239V103L243 106L244 104H245V97H244V101H243V98H241ZM78 100V101H77ZM84 101V102H82V101ZM95 100V101H94ZM103 100H101V101H103ZM114 100V102H112ZM131 100V101H130ZM166 102H165V101ZM193 100V101H192ZM12 101V102H11ZM108 101V102H107ZM120 101V102H122L123 101V103L125 102L126 104H127V106H129V107H132L131 108V110H132V112L133 113H131V111H129V112H127V113H123V112H120L119 111V109H117L116 108V106H114V105H117V106H119V103L118 102ZM126 101H129V102H126ZM179 101V102H178ZM204 101V102H203ZM79 102V103H78ZM11 103V104H10ZM75 103V102H74ZM93 103V104H92ZM108 103V104H107ZM129 103V104H128ZM164 103V104H163ZM165 103H166V105H165ZM188 103V104H187ZM244 103V104H243ZM8 104V105H7ZM46 104H47V102H46ZM113 104V105H112ZM132 104V105H131ZM183 104H184V106H183ZM205 104V105H204ZM2 105V106H1ZM4 105V106H3ZM15 105V106H14ZM49 105V107H51L52 105L51 104H48ZM92 105V106H91ZM177 105V106H176ZM192 105V106H191ZM95 106H97V108H94ZM112 106V107H111ZM176 106V107H175ZM206 106V107H205ZM211 106V105H210ZM109 107V108H108ZM167 107H169V108H167ZM179 107V108H178ZM203 107V108H202ZM205 107V108H204ZM4 108H5V110H4ZM79 108V107H78ZM93 108V109H92ZM187 108V109H186ZM249 109H250V107H248ZM10 109V110H9ZM51 109H54L53 107H51ZM109 109H110V111L111 112H109ZM115 109H116V111H115ZM167 109V110H166ZM189 109V110H188ZM205 109V110H204ZM211 109V108H210ZM3 110V111H2ZM104 110V111H103ZM169 110L172 112H175L176 114H177V112H178V114L179 113H181L180 111L182 110V112H183V114L185 113V112H187V111H189V112H187V113H185L186 115L185 116H190L189 118H187V117H185L184 119H182L183 117H184V115H182V113H181V115L183 116H181V117H179V115L178 116H176L175 115V117H179V118H181V124H178L179 123V121H177V124L176 123H174V122H172L173 120L172 119H170L169 117H167L168 116V112H169ZM193 110V112H191ZM202 110H204V111H202ZM9 111H10V113H9ZM52 111H54V112H48V114L47 113H45L46 115L45 116H41L40 117V119L41 120H43V121H45V123H48L49 125L51 124V125H53V124H55V122L57 121L56 119V115H55V113H57L56 112V110H52ZM114 111V112H113ZM177 111V112H176ZM200 111L203 113V112H205V113H203V114H201L200 113ZM250 111H251V109H250ZM117 112H119L118 114H117ZM207 112V113H206ZM237 112L238 111H236V113H235V115L237 114ZM123 113V114H122ZM128 113H129V115H128ZM197 113V114H196ZM58 114V113H57ZM116 114V115H115ZM121 114V115H120ZM135 114H137V115H135ZM162 114H163V116H162ZM165 114V115H164ZM201 114V115H200ZM3 115V116H2ZM112 115H114L115 116V118H114V116H113V118H112ZM128 115V116H127ZM195 115H198L197 117L195 116ZM252 115V114H251ZM110 116H111V118H110ZM130 116V117H129ZM142 116H144V115H142ZM160 116V117H159ZM167 118H166V117ZM192 116V117H191ZM201 116V117H200ZM207 116V118H208V114L206 115ZM145 117V116H144ZM175 117H173L174 118V121H175ZM200 117V118H199ZM252 117V116H251ZM250 117V118H251ZM50 118V119H49ZM56 118V119H55ZM78 118H80V117H78ZM136 118V119H135ZM163 118V119H162ZM178 118V119H179ZM198 119V120H196L195 121V119ZM249 118V119H250ZM81 119V118H80ZM146 121H144V120ZM168 119V120H167ZM190 119V120H189ZM201 119V120H200ZM204 119V120H203ZM252 119V118H251ZM2 120V121H1ZM156 122H155V121ZM168 122H167V121ZM172 120V121H171ZM180 120V119H179ZM185 121V122H183V124L184 125H186L185 126V128H183L184 127V125L182 124V121ZM256 121V123H257V119H255ZM3 121H4V123H3ZM6 121V122H5ZM112 121V122H111ZM126 121H128V122H126ZM135 121V122H134ZM144 121V122H143ZM188 121L191 123V124H196L197 126L196 127H194V129L193 128H190L189 126L191 125L190 123V125L188 124ZM194 121V122H193ZM248 121V120H247ZM249 121H251V120H249ZM248 121V122H249ZM254 121V118L252 119V123H254L255 124V122H253ZM9 122V121H8ZM51 122V123H50ZM114 122H117L118 123V125L116 126L115 124H117V123H114ZM120 122V123H119ZM125 122H126V124L128 125V127H127V125L125 124ZM170 122V123H169ZM124 124V127H123V124ZM156 123H158V124H156ZM160 123H162V124H160ZM164 123H167L166 125L164 124ZM199 123V124H198ZM120 124H122V126H119ZM169 124V125H168ZM246 124H247V122H246ZM2 125V126H1ZM177 125H179V126H177ZM180 125H181V127L183 128H181L180 127ZM189 125V126H188ZM199 125V126H198ZM248 125V124H247ZM253 125V124H252ZM252 125H248V126H246V127H251ZM114 126V127H113ZM154 126V128H152ZM188 126V127H187ZM191 126H193V125H191ZM4 127V128H3ZM112 127V128H111ZM121 127H122V129H121ZM160 127V128H159ZM4 129V131H3V129ZM106 128H107V130H106ZM116 128H118V129H116ZM129 128L131 129V130H129ZM148 128V129H147ZM151 128H152V130H151ZM186 128H188L187 129V131H186ZM200 128V127H199ZM108 129H110V130H108ZM145 129V130H144ZM161 129V130H160ZM189 129H190V131H191V134H192V132H193V134L195 135V136H193V135H191L190 134V132H189ZM191 129H193V131L191 130ZM201 129V128H200ZM200 129H196L197 131H200ZM119 130V131H118ZM150 130V131H149ZM175 130V131H174ZM112 131V132H111ZM131 133H130V132ZM162 133H161V132ZM169 131H173V132H177L178 131V133L176 134V133H173L172 132V134H176V135H174L175 136V138L172 136V134H171V132H169ZM186 131V132H185ZM6 132V133H5ZM13 132H16V133H13ZM189 132V134H183V133H188ZM7 133H8V135H7ZM18 133V134H17ZM123 133V134H122ZM156 133V134H155ZM197 133V132H196ZM200 133L201 132H199V135H200ZM2 134V135H1ZM163 134H168L167 135V137H166V140L168 139L169 140V137L171 138H173V139H170L169 140V142L171 141V143H169V145H167L168 144V141H166L167 142V144H165V145H167V146H169V148L167 147L165 150H164V148H162V147H159V146H157V145H159L160 144V142L161 141H159V140H161L160 138H161V136L163 135ZM5 135H7V136H5ZM16 135V136H15ZM48 135L49 136H51L52 134H50V133H48ZM91 135V136H90ZM122 137H121V136ZM142 135V136H141ZM157 135H158V137H157ZM169 135H171V136H169ZM185 135H188V136H185V138H188L189 137V135H191L190 137H191V140H190V137L188 138L190 141H192L191 143L189 142L188 144L190 145V144H192L190 147H187L188 146V144H187V142L185 141V138H184V136ZM125 136V137H124ZM130 136V137H129ZM159 136H160V138H159ZM163 136H166V135H163ZM8 139H7V138ZM117 137V138H116ZM123 137L125 138V140L123 139ZM144 137V138H143ZM151 137V138H150ZM152 137H157V138H159L157 141H154L153 139H152ZM10 138V139H9ZM51 138H52V136H51ZM126 138H129V139H126ZM136 138V139H135ZM156 138V139H157ZM163 138V137H162ZM165 138V137H164ZM164 138H163V140H164ZM197 138V137H196ZM119 139V140H118ZM145 139H147V140H150V141H148L147 142V140H145ZM155 139V140H156ZM187 139V141H189ZM4 140H6V141H4ZM9 140V141H8ZM128 140V141H127ZM141 140V141H140ZM173 140H175L174 142H173ZM153 141H154V143H157L156 145L153 143ZM164 141V142H165ZM199 141V140H198ZM74 142V143H73ZM126 142V143H125ZM138 142V143H137ZM143 142V144H141ZM146 142L147 143H149L150 145L149 146H146ZM2 143H4V145H2ZM79 143V144H78ZM173 143L175 144V145H173ZM194 143V144H193ZM197 143H199V144H201V146L199 145V144H197ZM7 144H9V145H7ZM83 144H84V146H83ZM90 144V145H89ZM112 144V145H111ZM128 144V145H127ZM154 144V145H153ZM164 144V143H163ZM171 144V145H170ZM77 145V146H76ZM86 145V146H85ZM108 145V146H107ZM116 145V146H115ZM175 147L176 145L178 146H176L175 148H173V146ZM34 147H35V145H33ZM81 146V147H80ZM160 146H161V144H160ZM196 146V147H195ZM6 147H7V149H6ZM99 147V148H98ZM107 147V148H106ZM112 147V148H113ZM139 147H140V149H141V151L140 152H138V150H140L139 149ZM142 147H143V149H142ZM146 147V148H145ZM148 147V148H147ZM155 147H156V149H155ZM166 147V146H165ZM199 147H201V152H204L205 151V154H204V156L206 157V156H208V162H204L205 164H206V166H205V164H203L202 166L204 167V169L198 164V166H200V167H198L197 165H195V163H197V162H195L194 163V161H196L197 160V158H195V153L197 152V149L199 148ZM4 148H5V150H4ZM188 148V149H187ZM196 148V149H195ZM203 148V149H202ZM222 148V147H221ZM100 149V150H99ZM106 149V150H105ZM146 149V150H145ZM148 149H149V152H150V157H147L146 155H147V152H148ZM160 149V150H159ZM205 149V150H204ZM224 149V148H223ZM7 150V151H6ZM177 150H178V152H177ZM203 150V151H202ZM147 151V152H146ZM166 151V152H165ZM168 151H172V152H168ZM184 151V152H183ZM190 151V152H189ZM193 151H195V152H193ZM215 151V152H214ZM125 152V151H124ZM143 152V153H142ZM163 152H164V154H163ZM199 152V151H198ZM200 152V153H201ZM233 152H235V151H233ZM131 153V154H130ZM140 153V154H139ZM145 153H146V155H145ZM166 153H167V155H166ZM172 155V156H170V154ZM172 153H174V154H172ZM180 153V154H179ZM185 153V154H184ZM207 153H209V155L207 154ZM213 153V154H212ZM218 153V154H217ZM224 153H225V155H224ZM176 154H178L177 156H176ZM212 154V155H211ZM216 154V155H215ZM221 154V153H220ZM238 157L240 156V154L237 152V153H235ZM5 155V156H4ZM134 155V156H133ZM144 155V156H143ZM158 155V156H157ZM159 155H160V157H159ZM164 155V156H163ZM180 155V156H179ZM182 155V156H181ZM185 155V156H184ZM196 155H197V153H196ZM200 155V154H199ZM202 155H203V153H202ZM202 155H200V156H202ZM224 155V156H223ZM137 156V157H136ZM139 156H140V158H139ZM142 156H143V158H142ZM155 156V157H154ZM191 156V157H190ZM203 156V157H204ZM221 156H223V157H221ZM168 157V158H167ZM173 157H174V159H173ZM182 157V158H183ZM197 157H198V155H197ZM145 158V159H144ZM146 158H147V161L148 162H146ZM191 158H194L193 160H191ZM2 159H4V160H2ZM127 159V160H126ZM150 159H151V163H150ZM160 159V160H159ZM168 159V160H167ZM204 159H206L207 160V158H204ZM218 159V160H217ZM221 159H223V160H221ZM138 161V163H137V161ZM180 160H182V159H180ZM3 161H5V162H3ZM144 161V162H143ZM159 161V162H158ZM164 163H163V162ZM130 162H131V164H130ZM142 162V163H141ZM146 162V163H145ZM161 162V163H160ZM171 162V161H170ZM198 162H200V161H198ZM212 162H213V165L211 166V164H212ZM128 163H129V165H128ZM135 163H136V166H134L135 165ZM149 163H150V165H149ZM201 163V162H200ZM219 163V164H218ZM223 163V164H222ZM2 164V165H3ZM144 164V165H143ZM153 164V165H152ZM156 164V165H155ZM168 164H170V165H168ZM147 165V166H146ZM195 165V166H194ZM215 165V166H214ZM231 165V166H230ZM132 166V167H131ZM138 166H140V167H138ZM161 166V167H160ZM169 166V167H168ZM4 167V166H3ZM122 167H124V168H122ZM130 169H129V168ZM219 167V168H218ZM223 167V170L225 171V169H224V167L226 168V170L229 172V173H231V175L230 174H228L229 175V179H231V177H232V179L231 180H228V177H227V179L225 178L226 177V175L225 176H223V174H225V172L224 173H222L221 171H222V168ZM83 169H82V172H84L85 173V175H86V179L84 180V181H82V185H83V187H85V190H88V189H92L89 185H91V184H89V183H92L89 179L91 178V173L85 168V167H82ZM126 168V169H125ZM152 168V169H151ZM154 168V169H153ZM218 168V169H217ZM140 169V170H139ZM142 169V170H141ZM162 171H161V170ZM200 169H203L202 171H199ZM172 170V169H171ZM31 171V170H30ZM124 171V172H123ZM164 171H165V174H164ZM32 172V171H31ZM30 172V173H31ZM147 172L149 173V174H147ZM151 172L153 173V174H151ZM162 172V174H160ZM206 172V173H205ZM210 172V173H209ZM142 173V174H141ZM221 173H222V175H221ZM236 173V174H235ZM151 174V175H150ZM173 174V175H172ZM261 174L262 173H259V179L262 181V185H264L263 183V179L264 178H262L263 176H264V174H262L263 176H261ZM200 175V174H199ZM200 175V176H201ZM213 175V176H212ZM227 175V176H228ZM32 176L33 177H35L37 180H39V181H41V179L39 178V177H37V175L36 174H34V172L32 173ZM150 176V177H149ZM210 176V177H209ZM233 176H234V178H236V180H234L233 179ZM236 176V177H235ZM170 179H169V178ZM174 177V178H173ZM202 177L200 178V179H202ZM215 177V178H214ZM88 178V179H87ZM94 178V179H93ZM210 179L209 181L207 180V179ZM92 180H94L95 181V187L96 188H102L101 186V184L100 183H102L101 181H100V179L97 177H95V176H92V178H91ZM241 179V178H240ZM207 182H206V181ZM226 180L228 181V182H226ZM232 180H234L233 182L235 183L234 184V186L232 185ZM89 181V182H88ZM178 181V182H177ZM204 181V182H203ZM210 181H212V182H210ZM221 181V182H220ZM223 181V182H222ZM231 181V182H230ZM97 182H100L99 183V186H97ZM200 182V181H199ZM211 184H210V183ZM215 182V181H214ZM225 182V183H224ZM165 183H167V182H165ZM222 183V184H221ZM231 183V184H230ZM42 184H44V183H42ZM201 184V183H200ZM203 184H202V189H203V191H205V187H206V189L208 188L207 186H205L204 188H203ZM214 184H216V183H214ZM221 184V185H220ZM229 185V186H227V185ZM45 186H46V184H44ZM101 185V186H100ZM121 183H119V187L120 188H122L123 187V185H121ZM226 185V186H225ZM184 186V187H183ZM244 186V187H243ZM49 188V187H48ZM86 188H88V189H86ZM225 188V189H226ZM241 188V189H242ZM123 190H125L124 188H122ZM207 191V190H206ZM88 192H90L91 193V191L89 190ZM123 193H125L124 195L127 197V199L129 200H133L134 198H136L137 199V197H136V195L134 196L133 194H132V192L130 193V191H129V189H127V190H125V191H123ZM134 194H135V192H133ZM182 193V194H183ZM207 193V192H206ZM205 192H204V194H206ZM264 193V192H263ZM183 194V195H184ZM188 194V195H187ZM184 195V196H185ZM133 196H134V198H133ZM76 232V233H75ZM67 234L69 233L68 231L66 232ZM71 233H73L72 231L69 233V234H71ZM74 233L75 234H79L80 236H81V232L80 231H74ZM64 235H65V233H64ZM66 236V235H65ZM64 236V237H65ZM71 236V237H70ZM63 237V238H64ZM67 237H70V239L68 240L69 242L67 243L68 244V246H69V244L71 243V241L73 240L72 239V237H73V235H67ZM65 243V245H66V242H64ZM92 245V246H91ZM95 245V246H94ZM66 248H67V246H65ZM91 249H90V252H94L93 254H92V257H91V259L93 260V259H95L94 257H96L97 255H101L100 257H97L98 259H100V260H102L103 261V263H105V264H114V263H111V261H112V258L111 257H108V255L106 256V254L105 253H101V247L99 246L98 247V245H96V244H90V246H89ZM93 250V251H92ZM105 254V255H104ZM95 255V256H94ZM91 256V255H90ZM102 258V259H101ZM108 262V263H107ZM113 262V261H112Z\"/></svg>","mask_w":264,"mask_h":264}]
</instances>
